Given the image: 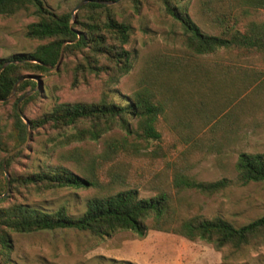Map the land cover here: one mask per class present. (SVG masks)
I'll return each mask as SVG.
<instances>
[{
    "label": "trees",
    "instance_id": "obj_1",
    "mask_svg": "<svg viewBox=\"0 0 264 264\" xmlns=\"http://www.w3.org/2000/svg\"><path fill=\"white\" fill-rule=\"evenodd\" d=\"M84 1L89 2L74 19L70 12H51L43 0H0L2 18L33 10L37 20L27 26L26 37L41 43L31 53L0 59V100L6 104L13 101L15 106L11 131L6 133L0 123V264L11 262L13 234L66 229L89 232L100 238L121 231L139 238L150 231L164 232L192 242H205L218 252L264 244V217L236 227L222 218L204 217L201 207L182 195L193 192L212 198L230 186L228 179L205 183L175 171L168 185L159 187L153 197L142 198L138 189L95 196L87 201L85 211L78 217L70 216L64 206L47 211L30 204L31 198L47 192L95 187L97 166L114 164L124 157L138 159L151 141L161 144L164 133L159 125L169 117V110L173 111L172 132L181 144L195 150L213 143L219 133L223 140H230L228 133L248 127L262 111L256 98L264 93L263 75L254 73L242 78L239 74L246 70L183 69L175 62H161L157 69H146L125 103H115L110 92L133 68L132 56L126 49L131 27L118 19L115 4L120 0ZM158 1L179 24L185 48L196 57L221 50L242 55L264 54V20L252 18L253 12L264 10V0H214L220 6L215 19L217 35L203 32L193 22L186 6L188 0ZM207 9L211 11L212 7ZM64 44L62 58L74 62L70 69L71 88L104 77L102 98L90 104L55 100L51 112L29 118L28 107L42 98L40 89L34 91L37 82L58 70ZM254 83L258 86L251 90ZM29 93L32 94L19 109L28 120L27 127L17 107ZM29 128L31 133L46 136V146L51 147L46 150L47 156L73 145L98 142L115 131L121 136L106 138L98 157H90L77 147L65 151L62 161L75 164L80 174L62 165L55 168L39 165L30 173L10 175L9 194L4 196L8 188L5 170L12 174L28 148H21L5 166L4 160L28 141ZM235 170L243 184L264 183V153H240ZM82 172L91 177L83 176Z\"/></svg>",
    "mask_w": 264,
    "mask_h": 264
},
{
    "label": "rangeland",
    "instance_id": "obj_2",
    "mask_svg": "<svg viewBox=\"0 0 264 264\" xmlns=\"http://www.w3.org/2000/svg\"><path fill=\"white\" fill-rule=\"evenodd\" d=\"M43 1L51 12L63 14L72 13L84 0ZM187 2L188 14L193 22L203 32L217 35L219 31L215 19L219 4L214 0ZM208 7H212L211 11ZM115 8L118 19L131 27L126 49L133 60L130 73L109 94L115 103L124 104L137 89L142 73L146 69H157L161 62H175L183 69L246 70L247 73L239 76L243 78L255 73L264 77V54L242 55L221 50L204 57L193 55L184 46V36L179 24L165 12L158 0H120ZM252 18L263 21L264 10L253 12ZM36 20L33 10L22 11L10 18L0 17L1 60L17 54L31 53L41 44L26 37L27 26ZM73 66V59L64 61L62 58L58 70L42 76L40 86L36 89H40L42 98L28 107L29 118L51 112L55 100L71 104H90L101 100L105 78L94 79L88 85L72 89L70 69ZM257 83L250 89L257 88ZM256 102L262 110L257 115L258 120L248 127L228 133V141L223 140L219 133L213 143L198 150L179 142L172 132L173 111L169 110V117L159 125L164 133L161 144L151 141L145 154L138 159L124 157L114 164L97 166L95 187L47 192L31 198L30 204L47 211H55L64 206L70 216L78 217L83 214L87 201L92 197L138 189L142 198H150L156 195L159 187L168 185L175 171H181L199 182L211 183L228 179L230 186L212 198L193 192L182 195L198 208L201 207V214L208 219L222 218L236 227L245 226L264 217V183L243 184L238 180L235 170L240 153H264V93L256 98ZM14 107L13 101L7 104L0 102V123L5 127L6 133L11 131ZM28 131L30 135L25 145L28 148L26 156L21 159V164L15 166L14 172L8 174L9 177L35 171L39 165H47L49 168L62 165L80 174V169L75 164L62 161L61 155L65 151L77 147L90 157H98L103 152L106 138L121 136V133L115 131L98 142L73 145L65 150L50 152L47 156L46 150L51 147L46 146V136L43 133H31L30 128ZM1 157L0 155V159ZM82 173L85 177H91ZM12 237L14 250L10 264H264V244H253L241 251L218 252L205 242H192L174 234L157 231H150L144 238L128 231L100 238L89 232L68 229L13 234Z\"/></svg>",
    "mask_w": 264,
    "mask_h": 264
},
{
    "label": "water",
    "instance_id": "obj_3",
    "mask_svg": "<svg viewBox=\"0 0 264 264\" xmlns=\"http://www.w3.org/2000/svg\"><path fill=\"white\" fill-rule=\"evenodd\" d=\"M89 1H83L80 5H78V7L72 12V16L74 17V19H75V15H76V13L80 10V8L81 7H83L85 4H87ZM98 3H104V2H102V1H99ZM107 4H112V3H107ZM66 46V44H64L63 45V47H62V51H61V55H60V59H59V62H58V64H57V66L60 64V62H61V60H62V55H63V50H64V47ZM38 83V85H37V87H39L40 86V82L38 81L37 82ZM18 85V84H17ZM16 85V86H17ZM34 91H36V90H34ZM13 93H15V90L13 91ZM32 93H29L28 95H26V96H24L23 98H21L20 99V101H19V103H18V107H17V111H18V114L20 115V117H21V119L25 122V124L27 125V127L29 126V123H28V120L22 115V113L20 112V110H19V105L21 104V102H23L28 96H30ZM4 100H0V102H3ZM29 135H30V133H29V131H28V138H29ZM27 143V142H26ZM26 143L23 145V146H21L20 148H18V149H16V150H14V151H12L10 154H9V156L4 160V166H5V164H6V162H7V160L11 157V156H13L16 152H18L21 148H23V147H25V145H26ZM5 176H6V180H7V186H8V188H7V191H6V193L4 194V196H6V195H8L9 194V185H10V181H9V175H8V173H7V171L5 170ZM4 196H2V197H4ZM1 198V197H0Z\"/></svg>",
    "mask_w": 264,
    "mask_h": 264
}]
</instances>
